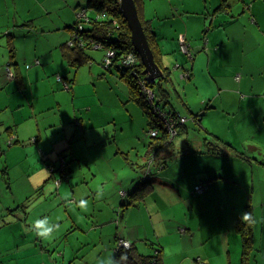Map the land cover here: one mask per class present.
<instances>
[{
    "label": "crops",
    "instance_id": "crops-1",
    "mask_svg": "<svg viewBox=\"0 0 264 264\" xmlns=\"http://www.w3.org/2000/svg\"><path fill=\"white\" fill-rule=\"evenodd\" d=\"M84 5L82 0H0V38H6L12 31L18 35L19 32L35 33L40 30L38 36L32 38L30 47L26 48L25 44L21 50L16 46L7 47L8 51L3 50L4 40H0V107L5 106L12 112L11 122H3L6 125L0 126V161L6 163L3 174L4 179L8 180L9 189L12 188L11 180L24 187L23 194L15 196L19 204L15 208V214L8 217L14 216L15 219L8 220L7 224L4 221L7 225L6 232L10 237L13 236L14 242L10 247L3 249L0 246V264L12 261L15 264H28L26 256L35 253L33 246H37L36 243L28 239L33 234L37 235L35 221L30 225L27 221L28 206L24 208L23 205L34 190L39 193L50 192L48 200L57 197V200L72 205L67 209V216L63 214L58 216L56 221L48 222L53 228L51 234L59 232L57 239L66 238L64 245L59 241V247H64L60 254L63 264H66L68 259L72 260L80 245H90L102 252L101 249H106L107 244L113 248V242L117 248L120 239L130 242L131 248L140 255L154 256L159 252L162 264H196L199 259L204 264H240L233 260L227 250L232 226L226 228L224 225L215 234L202 231L199 237L195 230L179 228L173 223L176 216L164 213L166 204L163 194L187 202V211L188 207L192 208V200L186 197V191L181 188L171 193L165 190L164 193L161 189L154 188L155 181H152L149 194L142 200L132 201L130 195L139 182L133 180L129 190H123L130 177L127 176L128 173H117V167L113 164L124 162L129 171L143 166L148 169L147 166L152 164L153 172L163 174L167 169L168 177L174 174V170L178 171L176 166L178 167L181 161L189 162L191 167L196 164V179L193 184L190 183L191 190L195 189L200 181L215 175L211 181H204L205 191L208 190L198 199L208 195L211 187L221 185L216 182L219 180L217 177L221 175L219 170H212L209 163L207 165L208 160L216 155L214 151L222 150L229 156L245 146L263 155L261 159L256 155L242 158L241 163H249L251 166L255 163L261 169L264 168V0L143 1L142 20L150 32H155L152 48L162 67L171 70L176 89L171 91L169 87L171 95L168 96L169 102L165 103L166 108L187 118V123L179 131L173 144L163 148L149 147L151 141L145 139L150 138L149 131L144 136L143 128L133 129L129 145H114L125 129L118 127V124L114 123L116 119L108 113H105L106 122L94 127L93 121H96L98 116L94 115L95 108L105 105L100 99L88 100L90 97L81 91L77 81L75 84V78L77 80L78 76L71 77V70L76 74L78 68L72 67L68 70L69 63L63 53V46L71 35L70 28ZM88 16L91 17L89 11ZM181 39L190 43L187 54L181 50ZM26 63L32 65L24 66ZM23 68H28L29 71ZM45 68H57L56 74H64L57 77L72 81V86L67 90L69 95L58 92L57 87L52 85L51 94H54L55 100H48L45 102L46 106L42 107V98L48 97L50 92L46 95L37 94L34 84L45 80ZM9 72L13 76H9ZM185 74L188 76L185 77ZM104 76L100 75V78ZM57 77L56 82L64 90ZM68 95L71 98V103H67L72 117L64 120L67 117L61 114V96ZM85 97L87 101L83 104L80 99ZM173 102L178 108L173 106ZM85 111L87 114H83ZM45 112L48 113V120L45 116H39ZM142 114L148 126L147 116L143 112ZM187 116L193 120L189 121ZM205 119L222 126L225 133H217L218 137L210 126H207V130L211 132L209 134L220 144L215 140L213 144L204 136L201 126ZM197 129L202 131L201 134L196 132ZM6 134L8 137L10 135L7 144L9 148L20 144V153L25 152V158L17 162L14 168L12 165L7 166L8 157L2 149V142L7 140ZM70 134L71 140L68 138ZM73 138L81 142L76 144ZM91 139L98 140L88 146ZM51 142L54 148L50 150ZM92 147L97 148L98 152L91 153L89 158L84 159L85 149L88 151ZM58 158L68 164V175L63 174V178L57 169ZM182 178L179 174L174 177L175 181ZM109 182L115 185L118 191L115 193V189L111 187L108 197H103L100 188L105 191ZM93 184L95 188H92ZM231 185L236 186L233 183ZM116 194L122 199L119 207H123V210L116 205ZM242 199H245L243 195ZM100 200H105L106 204L100 206ZM82 202L86 206L85 211L82 210ZM74 207L77 209L72 210ZM231 210L235 217L238 216V222L244 213L243 206L238 203ZM97 211L102 213L101 217L96 216ZM43 217L40 221L47 219L48 215ZM117 217L121 218L122 225L119 219L115 220ZM170 221L172 223H169ZM20 223L23 225L22 230L17 229L21 227ZM5 224H0V228L6 227ZM82 228H86L88 232L93 231L96 235L100 234V241L95 238L93 243L91 241L79 245L71 235L78 233ZM233 235L236 236L235 233ZM37 238L41 239L38 235ZM71 238L77 243L71 246L74 253L67 250ZM163 238L165 243L161 241ZM41 240L44 243L46 241ZM3 243L9 244L10 240L0 242V245ZM226 246L228 247L225 250ZM99 260L98 255L92 259L93 263ZM56 263L59 261L56 260Z\"/></svg>",
    "mask_w": 264,
    "mask_h": 264
},
{
    "label": "rangeland",
    "instance_id": "rangeland-1",
    "mask_svg": "<svg viewBox=\"0 0 264 264\" xmlns=\"http://www.w3.org/2000/svg\"><path fill=\"white\" fill-rule=\"evenodd\" d=\"M85 3L86 0H82V4L84 5ZM39 32L40 30L35 33H32L31 31H29L28 33L27 31H25V32H19L17 35L15 34L14 31H12L11 34L8 35L6 38H0V40L2 41L4 40V48L2 47V49L8 51L9 50L8 48H10L11 46H16L19 50H21L25 44H27L26 48H28L30 47L29 44L32 42L31 41L32 38L38 36ZM9 37H14L16 39ZM87 54L93 60L79 66L78 69L76 70V74H74V71L71 70L72 72L71 77L74 78L75 76H78L77 80L75 78V84L77 81V84H79L80 87L82 88L81 91H83V93L86 96L90 97V99L88 100L98 101L100 99L105 105L104 107L95 108L96 113L94 112L93 113L94 115L97 114L98 116L95 119L96 121H93L94 127H98L102 125V123L106 122L107 119L105 113H108L111 115L112 118L116 119L114 120V123H117L118 127H122L125 129V132L120 134V137L114 143V145L115 144H120L124 146L129 145L131 134L134 128L138 130L143 128L144 129L142 131L143 135L146 136L150 128L149 125L147 126L146 118L142 114L143 110L139 106V103L136 101V97L131 93L132 89L130 84L128 83V79L126 77L122 78L121 73L115 67H112L111 70H109L105 66L104 64L105 56H106L105 50L103 51L89 50ZM30 65L32 64H27V63L24 64V66H28V67ZM67 68L68 70L70 68L72 69V67H69L68 64H67ZM97 68L99 70H97ZM55 69L57 68H45L46 70L45 80H41L38 83L34 84L35 85L34 91L37 94L46 95V93L50 92L48 97L45 96L42 98L43 99L41 101L42 107L46 106L45 102H48V100H55L54 94H51L52 85L57 87L56 90L58 92L61 93L63 92L70 95V93L67 92V90L65 89L63 90L62 87L56 82L57 75L64 76V74H60L59 72H58L59 74H56L57 72H55L56 71ZM23 70L29 71L28 68H23ZM94 75H96V78L94 77ZM100 75H105V76L104 78H100ZM69 95L67 97L61 96L63 101L62 104L63 110L61 114L67 117L64 120H69L70 117H72V111L67 103V102L71 103V98ZM56 96L59 97V95ZM190 97L191 95L189 96V98ZM0 99H2V97H0ZM80 100L83 104L85 103V101H87L86 97L81 98ZM64 102L67 104H65ZM173 106L175 108H178V105H176V103L174 102H173ZM0 108H2L0 109V126L1 124L5 126L7 123L11 122L12 112L11 109L5 108V106ZM83 114H87V112L85 111ZM39 116H45L47 118L48 113L45 112L43 114H40ZM189 119H190L189 121L193 120V118H189ZM32 121H34V119H32ZM3 122H5L6 124ZM199 126H201L200 123ZM207 126H210V129L215 132L216 137H218L217 133L219 134L225 133L222 126L217 125L215 123L212 124L209 120L206 119L204 120L201 126L203 128L204 136L207 137L208 140H210L209 142H212L214 144L216 141L217 143L220 144V142L216 140L214 136L209 134L211 132L207 130ZM90 129H91V125H89L88 128L89 132ZM49 130L51 132H54L51 129ZM79 131L81 132L82 130L79 129ZM196 132L198 134H201L202 131L197 129ZM92 134L95 135L94 132ZM68 138L71 140V134L69 135ZM147 138H145L146 141L147 140L151 141L150 139ZM5 139L7 140L2 142V149L5 150V156L8 157L7 166L12 165V167L14 168L17 162H20V160L25 158L24 155L25 152L23 151L20 153V147H21L20 144H16L17 146L9 148V145L7 144H9L8 142L10 141L9 140L10 135L8 137L6 134ZM97 140L98 139H91L88 146L92 145L93 143H96ZM73 141H75L76 144L81 142V141H77V138H73ZM52 148H54V146L53 143L51 142L50 150ZM85 150L86 151L83 154L84 159L89 158L91 153L96 154L98 152V149L94 147H92V149L88 151L87 149ZM214 152L216 153V155H214L211 159L208 160L207 165L209 163V165L213 168L212 170L215 169L219 170V173L221 175L218 176L217 178H219L220 181L218 180L216 182L221 183L222 186L220 185V186L211 187L209 189L210 193L202 197V199H198L201 194L194 193V189L191 190L189 188L190 183L193 184V180L196 179L194 178L196 176V172H195L197 166L196 164H193L191 167V164H189V162L181 161L180 165L178 167L176 166V169L178 168V171L174 170V174L170 177H168L167 175L166 172L167 169L164 171L163 174H160L157 171H154L152 173L151 176L152 181L153 182L155 181L154 188L161 189L164 193H166L165 190H169L171 193L172 191L176 192V190H180L182 188L184 191H186L184 192L186 193V197L192 200V208L188 207L186 211L185 205L187 202H182L180 200H177L175 197L171 198L163 194L164 196L163 199L166 204V210L164 211V213L166 215H171V216L175 215L176 218L174 219L173 223H176L179 228L183 227V228H190L191 231L195 230L197 232L198 237L200 236L202 231L203 232L208 231L209 233L215 234V232L218 231V229L220 230V227L224 225L226 226V228L232 226V233H231L232 236L230 238V243H229L230 249L229 248L227 249L228 246H226L225 250L226 249L229 250L233 260L236 263L237 261L240 263L242 256V239H241V235L236 231V223L238 216L235 217V213L231 210V208L234 207L236 204L241 203V205L244 208V213L248 212L249 208L252 209V212L254 210L253 212L254 246L250 251L248 263L264 264V168L261 169L255 163L252 166L249 163H241L242 158L253 157L254 155H256V157L261 159V156L263 154L259 151L253 152L251 149L245 146H243L242 150L238 151L236 154H231L229 156L225 155L222 152V150H219L217 152L214 151ZM133 157L134 156L132 155L131 158L132 160ZM113 165L117 167L116 168L117 173H128L127 176L130 177L127 180V183L123 188V190H127V189L129 190L133 180H135V182L137 181L140 182L141 179L146 175L144 166L137 168L135 171L134 170L129 171V168L126 165H124V162ZM5 166L6 163L0 161V224L1 225L5 224L4 221H6L7 224L8 220L15 219L14 216L13 218H8V217H10V215L12 214H15L16 212L15 208L19 205L17 203V199L15 198V196L22 195L23 194L22 190L24 189V187L20 186L17 183V181L12 182V180H11L12 188L9 189L10 186L7 184L8 180L4 179V174H3L4 171L3 169ZM57 166H58L57 169H60L59 162ZM170 167L173 168V165H171ZM176 174H179L183 178L181 180L176 179L175 181L174 177ZM212 177H215V175L212 174ZM212 177L210 179H212ZM210 179L205 178L204 181L206 180L211 181ZM180 182L183 184H179ZM231 182L233 184H236V186L231 185L232 184ZM53 187L54 185L52 186V188ZM95 187L96 186L93 184L92 188ZM98 187H100V185ZM111 187L112 189L114 188L115 193H117L118 189L116 188V186L113 185L111 182H109V187L105 191H102L100 188L103 197L104 196L108 197V194L111 193L110 192ZM73 188L74 187H72V189ZM187 192H189L190 194ZM242 195L245 197V199H242ZM28 196L29 199L25 200V204L23 205L24 208L28 206L27 221L30 222V225H32L34 221H37L38 219L39 220L44 219L43 215H48L47 218L48 222H51L52 220L56 221L58 216H61L63 214L67 216L68 215L67 209L71 208L72 206L67 202H63L62 200H57L58 199L57 197H53L50 200H48L50 196V192L44 193V191H41V193H39L36 192V190H34ZM115 196H116L115 201L117 207L120 210H123L124 209L123 207H119L122 200L120 198V195L116 194ZM115 196H112V198ZM100 203H101L100 206H103L106 204V201L103 200ZM94 204L96 207L97 199L94 202ZM75 209L77 208L76 207L72 208V210ZM10 210H13L12 213L9 212ZM82 210L85 211L86 206H84ZM21 211L23 210L21 209ZM98 211L96 212V216L100 215L101 217L102 213ZM2 213L4 214V216H1ZM117 219L121 221L120 217L115 218V220ZM169 223H172V221H170ZM120 225H122V221L120 222ZM20 226H21L20 228L17 227L15 228L22 230L23 225L21 223ZM24 227L29 228L28 226H24ZM200 227L202 228L200 229ZM6 228L7 225L6 227L0 228V242L10 240V243L1 244L0 245L1 249L7 246L10 247L14 242L13 236L11 237L9 236V234L6 232ZM114 228H116V225L114 226ZM199 229H200V233H199ZM71 231L72 230H70V232ZM225 233L226 235H228V231H226ZM233 233H235L236 236H234ZM51 235H52L51 238L46 239L45 243L42 242L41 240L44 238L38 239L36 234H33L32 236L28 237V239H32L33 243H36L37 246H33V252L35 253L26 256V263L57 264L56 260H58L59 261L58 264H63L61 262L60 254L62 253L64 247L63 248L59 247V241H61V244L64 245L66 238L63 237L62 239L61 238L57 239V237L59 236V232H57L56 234L53 233ZM71 236L76 242H78V244L79 243L88 244L95 238L96 241H100V234L96 235L93 231L88 232L86 228L85 229L82 228V230L79 231L78 233H72ZM112 237H114V235H112ZM73 239L72 238L70 239V243H69L70 246L68 245L67 247V250L72 252L73 250L71 246L77 245V243H75ZM161 241L162 243H165L166 240L165 238H163ZM107 243L108 241L106 239L105 244ZM114 245H115L114 242H113V248H110L108 244L105 245L106 249H101L102 252H100V250H95L93 246L90 245H84V246L80 245V248H78V250L72 256L73 257L72 260L68 259L66 264H112L116 249ZM151 247L152 246H150V248ZM200 250H202V247H200ZM96 255L99 256L100 260L93 263L94 260L92 261V259L95 258ZM8 264H15V262L14 261H12L11 263L8 262Z\"/></svg>",
    "mask_w": 264,
    "mask_h": 264
},
{
    "label": "trees",
    "instance_id": "trees-1",
    "mask_svg": "<svg viewBox=\"0 0 264 264\" xmlns=\"http://www.w3.org/2000/svg\"><path fill=\"white\" fill-rule=\"evenodd\" d=\"M143 1L144 0H135L141 21L143 23L146 35L152 48V37L155 35V32L153 30L152 32H150L149 28L145 25V22L142 20L141 7ZM83 7L88 9V11L91 13V17L89 16L91 22L90 24H88L87 27L84 28V34H82L80 38L83 43V46H68L72 34L78 30L77 26L81 22L78 16L76 15L75 22L70 28L71 35L69 41L63 46V53L65 59L71 67L78 68L79 66L90 62L91 58L87 53L89 50H92L93 42H100L102 44L101 50L106 51L110 48L115 49L117 59L114 60V64L116 65L114 67L121 73L122 78L126 77L128 79V83L130 84L132 89L131 93L136 97V101L139 103V106L141 107L143 112L148 116L147 119L149 128H160L159 121L156 117L153 116L149 97L145 94V92H143L142 87L144 84H146L147 88H151L156 93V95L161 98V101H163L164 104L169 102V97L171 95L170 88L171 91H174L175 89L173 82L174 80L171 77V70L162 67L153 48L152 50L154 52L155 61L164 72L163 78L158 80L156 83L150 82L147 76L144 74V67L141 63V60L136 66V68L134 67L131 69L117 66L116 61L122 55L129 52H135L131 41V31L121 13L120 1L86 0V3ZM96 16H100V18ZM114 22H116V24H114ZM70 83L72 84V81ZM171 112L174 111L171 110ZM174 114L177 113L174 112ZM184 126L185 125L181 126V129L184 128ZM160 132V136L156 138H149L151 140L149 147L153 146L152 148H163L173 144V142H166L167 135L162 129ZM58 162L60 165L62 163L66 166L64 168L63 174L68 175V164L65 162L63 163L59 158ZM59 174H61V178H63L64 175L62 174V172H59ZM151 182V179H147L144 182H139L136 185L135 190L130 195L132 201L144 199L152 190ZM247 213L251 215V220L249 222H245L242 219H239L236 226L237 233L241 235L242 239V257L240 264H249V254L254 246V214L252 212V209L250 208ZM122 257H126V259H122ZM112 264H162V257L159 252L157 253V255L155 254L154 256H143L137 253L133 247L129 250H124L117 247Z\"/></svg>",
    "mask_w": 264,
    "mask_h": 264
},
{
    "label": "built area",
    "instance_id": "built-area-1",
    "mask_svg": "<svg viewBox=\"0 0 264 264\" xmlns=\"http://www.w3.org/2000/svg\"><path fill=\"white\" fill-rule=\"evenodd\" d=\"M79 20L81 21L78 26H77V31L72 34V37L68 43L69 47H79L83 46L82 41L80 40L82 34H84V28L86 27V24H90L91 20L88 16V10L84 7L78 12L77 14ZM116 24V22H114ZM189 42L186 41L185 39H181V50L184 53L189 52ZM92 48L95 50H101L102 49V44L100 42H93L92 43ZM191 55V54H189ZM117 54L115 49H107L106 50V56H105V61L104 64L108 69H111L112 67L116 66L114 64V60L117 59ZM117 66L123 67V68H136V66L140 62V57L135 53V52H129L124 55H122L117 61ZM9 76H13L11 72H9ZM188 74H185V77H187ZM58 81L63 84V88L66 90L71 89V84L68 81L63 80L60 76L57 77ZM149 80V79H148ZM143 92L149 97V102L152 107V113L153 116L157 118V120L160 123V128H152L149 130L148 135L150 138H156L160 136L161 134V129L166 133L167 143L173 142V140L178 136L179 131H181V126L185 125L187 123V118L183 117L180 114H174L166 108V105L161 101V98H159L156 93L151 89L147 88L146 84L143 85L142 87ZM63 163L65 161H62ZM66 163V162H65ZM66 166L64 164H61L60 167V172L64 171V168ZM147 180V179H145ZM206 185L204 182L200 181L196 186H195V193L197 194H202L205 191ZM118 247L124 250H129L131 249V244L128 241H125L123 239H120L118 241ZM157 255V254H156ZM198 264H204L200 259Z\"/></svg>",
    "mask_w": 264,
    "mask_h": 264
},
{
    "label": "water",
    "instance_id": "water-1",
    "mask_svg": "<svg viewBox=\"0 0 264 264\" xmlns=\"http://www.w3.org/2000/svg\"><path fill=\"white\" fill-rule=\"evenodd\" d=\"M119 1L121 13L131 31V41L134 50L140 57L141 63L144 67V74L150 82L156 83L158 80L163 78L164 72L155 61L154 52L146 35L136 2L135 0ZM151 166L152 164H149L147 166L148 169L145 168V174L149 176L153 173ZM59 170L61 169H58V171Z\"/></svg>",
    "mask_w": 264,
    "mask_h": 264
},
{
    "label": "clouds",
    "instance_id": "clouds-1",
    "mask_svg": "<svg viewBox=\"0 0 264 264\" xmlns=\"http://www.w3.org/2000/svg\"><path fill=\"white\" fill-rule=\"evenodd\" d=\"M71 86H72V84H71ZM149 177L152 181L151 175ZM81 206L82 207L84 206L83 202L81 203ZM241 219L245 222H249L251 220V215L249 213L245 212L242 214ZM34 228L37 232V235L40 236L41 238H44V239H50L51 238V236H52L51 233L53 232V228L49 226L47 219H45L43 221H40V220L35 221ZM122 259H126V257H122Z\"/></svg>",
    "mask_w": 264,
    "mask_h": 264
},
{
    "label": "flooded vegetation",
    "instance_id": "flooded-vegetation-1",
    "mask_svg": "<svg viewBox=\"0 0 264 264\" xmlns=\"http://www.w3.org/2000/svg\"><path fill=\"white\" fill-rule=\"evenodd\" d=\"M145 179H150L149 175L146 174L145 177H143V178L141 179V182H144Z\"/></svg>",
    "mask_w": 264,
    "mask_h": 264
},
{
    "label": "bare ground",
    "instance_id": "bare-ground-1",
    "mask_svg": "<svg viewBox=\"0 0 264 264\" xmlns=\"http://www.w3.org/2000/svg\"><path fill=\"white\" fill-rule=\"evenodd\" d=\"M78 14V13H77ZM86 27L88 26V24L85 25Z\"/></svg>",
    "mask_w": 264,
    "mask_h": 264
}]
</instances>
